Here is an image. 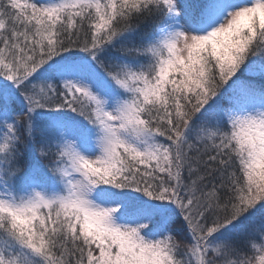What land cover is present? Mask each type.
Segmentation results:
<instances>
[{"label":"snow or ice","instance_id":"snow-or-ice-1","mask_svg":"<svg viewBox=\"0 0 264 264\" xmlns=\"http://www.w3.org/2000/svg\"><path fill=\"white\" fill-rule=\"evenodd\" d=\"M0 264H264V0H0Z\"/></svg>","mask_w":264,"mask_h":264}]
</instances>
